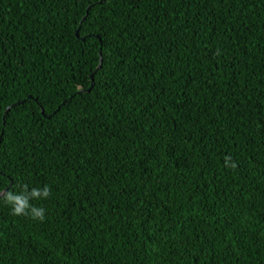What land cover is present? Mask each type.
I'll use <instances>...</instances> for the list:
<instances>
[{"label": "trees", "instance_id": "16d2710c", "mask_svg": "<svg viewBox=\"0 0 264 264\" xmlns=\"http://www.w3.org/2000/svg\"><path fill=\"white\" fill-rule=\"evenodd\" d=\"M5 190L0 264H264V0H0Z\"/></svg>", "mask_w": 264, "mask_h": 264}, {"label": "clouds", "instance_id": "9594fccd", "mask_svg": "<svg viewBox=\"0 0 264 264\" xmlns=\"http://www.w3.org/2000/svg\"><path fill=\"white\" fill-rule=\"evenodd\" d=\"M230 159V157L225 158L226 162L230 161ZM226 166L235 168L237 165L231 163L226 164ZM50 196L51 188L47 185L44 186L43 189L32 188L29 190L28 186L25 184L20 194L9 191L3 196V201L11 207L13 215L31 217L34 220H40L42 222L45 219V210L34 206L30 201L47 199L50 198Z\"/></svg>", "mask_w": 264, "mask_h": 264}, {"label": "water", "instance_id": "95a60500", "mask_svg": "<svg viewBox=\"0 0 264 264\" xmlns=\"http://www.w3.org/2000/svg\"><path fill=\"white\" fill-rule=\"evenodd\" d=\"M89 9H90V7H89ZM89 9H88V11H89ZM88 11H87V13H88ZM85 19H86V16L83 18V20H85ZM76 37H79V31L76 32ZM83 40H84V39H83ZM93 85H94V79H92V85H91V87H90V89H89L88 91H91V89L93 88ZM18 104H20V103H16L15 105L9 107V108L7 109V111L5 112V116H6V113H7L8 111H10L14 106H16V105H18ZM44 113H45V112L42 110V114H43V115H44ZM5 192H6V190L0 194V197H2V196L4 195Z\"/></svg>", "mask_w": 264, "mask_h": 264}]
</instances>
